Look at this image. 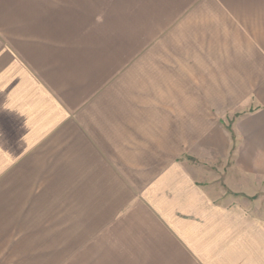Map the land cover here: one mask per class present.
<instances>
[{"label": "crops", "instance_id": "obj_1", "mask_svg": "<svg viewBox=\"0 0 264 264\" xmlns=\"http://www.w3.org/2000/svg\"><path fill=\"white\" fill-rule=\"evenodd\" d=\"M0 264H264V0H0Z\"/></svg>", "mask_w": 264, "mask_h": 264}]
</instances>
